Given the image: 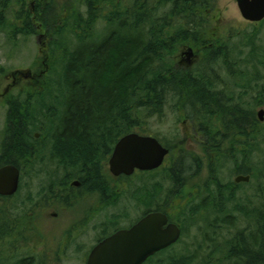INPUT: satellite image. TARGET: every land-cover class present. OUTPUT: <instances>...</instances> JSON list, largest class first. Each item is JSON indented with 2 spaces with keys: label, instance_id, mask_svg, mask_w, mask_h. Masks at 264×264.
<instances>
[{
  "label": "trees",
  "instance_id": "trees-1",
  "mask_svg": "<svg viewBox=\"0 0 264 264\" xmlns=\"http://www.w3.org/2000/svg\"><path fill=\"white\" fill-rule=\"evenodd\" d=\"M15 1L25 3L26 0H0V7L4 10ZM64 2L65 8L61 13L53 0L42 2L44 8L40 4L35 13L32 11V18L23 11L27 28L23 33L25 37L36 33L34 23L38 20L42 28L50 21L63 25L54 33L64 40L63 55L59 54V77L52 79L43 93L35 97L34 106L22 108L15 102L10 103V138L2 162L14 164L19 169L32 163L36 142L33 134L41 129L43 137H62L59 139L65 147L62 151H69L71 155L63 161L71 166L72 177H81L82 172L99 177L100 163L111 153L116 138L134 129L145 132L147 121L162 116L171 100L181 117L185 119L188 116L199 126L205 152L217 168L241 161L238 174L252 176L249 183L263 175L264 169L251 166V161L258 151L264 150V122L257 120L252 105L249 109L244 108V104L230 106V99L226 103L223 92L211 90L215 80H211L214 77L208 72L209 65L219 57H229V53H220L213 44L216 36L211 24L215 0ZM69 6L72 11L70 16H66L64 13ZM62 15H65L63 19ZM11 32L21 34L16 28L10 29ZM184 48L202 52V67L182 66L183 59L180 62L178 52ZM256 63L260 65L263 62L259 60ZM257 79L250 73L247 80L244 76L236 80L250 87ZM61 88L64 93L60 92ZM55 91L59 94L53 96ZM262 91L255 99L254 107L263 104L264 89ZM44 94L51 95L46 98L42 97ZM39 99L44 104L39 106L42 103ZM47 111L51 116L46 115ZM58 121L61 123L54 124ZM93 145H102V158L96 156L98 150ZM170 167L166 174L171 186L162 207H150L152 199L161 192L160 188L151 187L153 191L148 188L137 196L138 203L146 208L143 215L151 212L167 214L170 221L182 230L177 244H181L188 227L197 228L200 222L212 232L205 231L204 234L213 241L212 236L237 229L239 218L252 219L255 221L254 233L247 236L244 231L238 232L220 247L221 260L214 263L210 256L208 264H264V207H256L249 212L247 207L237 204L230 209V204L236 203L235 189L219 185L208 206L194 207L192 200H184L188 196L189 177L186 174L190 168L187 169L180 156ZM6 209V205L0 207V247L5 242L11 246L14 236H20L26 230L25 226L20 228L17 225ZM202 210L209 215L208 218L206 214L201 215ZM215 214L217 219L207 223ZM114 229L108 230L104 237ZM177 244L145 264H194L195 256L174 251ZM159 257L162 259L157 261ZM22 264L32 263L24 260Z\"/></svg>",
  "mask_w": 264,
  "mask_h": 264
},
{
  "label": "rangeland",
  "instance_id": "rangeland-1",
  "mask_svg": "<svg viewBox=\"0 0 264 264\" xmlns=\"http://www.w3.org/2000/svg\"><path fill=\"white\" fill-rule=\"evenodd\" d=\"M53 1L56 2L58 11L61 13V10L65 8L64 1L66 0ZM42 2L48 3V0H26L25 3L15 1L4 10L0 7V92L12 84L11 75L13 73L22 75L19 76L20 80L16 88L9 92V97L0 100V156L6 141L4 137L9 123L10 103L19 101L17 103L22 108L34 106L32 104L35 97L43 93L42 91L48 87L53 81L52 79L59 77V54L63 55L64 40L61 35L55 36L54 33L63 25L61 23L55 25L50 21L49 24L38 29L40 27L38 20L37 23H34L36 33L28 37L23 35L27 30L24 25L23 11L28 12L30 16L26 18H32V10L35 13V9ZM71 11L72 8L69 6L64 14L68 16ZM64 17L65 15H62V19ZM212 17L211 26L215 30L216 36L213 44L216 49L221 51L220 53H229V57L226 59L219 57L211 63V66L209 65L208 72L214 77L211 80H215L211 90L223 92L222 95L226 97V103L227 99H230V106L244 104V108L249 109V106L252 105L256 118L259 120L258 112L264 109V99L262 100L263 104L258 107H254V101L259 92H263L264 89V21L251 23L244 20L238 9L237 0H215ZM59 18L60 16L58 20ZM12 28H16L21 34L9 33ZM186 49L178 52L180 62L183 59L182 52H185ZM203 59L201 53L196 64L193 66L191 63L189 66L192 65L199 69L203 65ZM259 60L263 62L260 65L256 63ZM186 65H188L187 61L182 66L187 68ZM250 73L251 76L254 74L258 77L255 82L253 80L250 87L247 83L244 85L236 80L241 76L247 80ZM243 81H245L244 78ZM60 92L64 93L62 88ZM56 93L59 94L55 91L53 96ZM50 95L44 94L42 97L48 98ZM56 100L59 101L61 98ZM39 101L42 102L40 99ZM172 102L169 101L162 116L153 117L147 121L145 132L138 129L130 132L156 136L165 147L170 149L169 159L165 161L163 167L156 171L138 172L130 178L121 180L118 186L119 190L115 189L113 192L114 196L104 199V210L102 209L99 215L89 213L97 211L96 199L90 198L75 203L71 211L64 210L56 219L51 217L52 213L57 212L55 207L50 208V201L53 200L54 195L51 188L53 181L50 172L54 168V164L50 155V140L41 136L38 142L33 145L34 150L37 149L34 152L33 162L22 168L20 191L14 197L0 199V207L6 205V212L10 213L13 220H16L17 225L20 228L24 226L26 228L23 234L14 236L15 241L11 243V246L8 245L10 252L16 254L17 249L22 250L19 259L31 261L32 264H84V256L97 245V242L108 230H112L113 227L116 229L126 226L129 223L133 225L144 216L145 205L138 203L137 196L140 195V192L144 193L151 187H154L153 189L160 188L161 192L152 199L150 207H162L171 186L167 170L179 156L187 169L190 168L186 174L189 177L188 196L184 200H192L194 207L197 205L208 206L210 197H214L216 186L219 185L222 187L233 186L235 189L236 203L230 204V209L237 204L247 207L249 212L256 207L263 208L264 193L261 192V189L264 190V172L259 176L258 182L253 180L249 184H236L235 178L240 174H238V167L241 165V161L229 162L223 167L217 168L205 152L203 135L199 126L188 116L185 119L181 117L179 110ZM41 104L44 102L39 103V106ZM56 109H58L57 106ZM60 110L58 109L59 112ZM46 115L51 116V114L48 115V111ZM40 130L37 132L42 133ZM114 146H112V150ZM39 148H43L41 152ZM251 166H255L259 170L264 169L263 149L255 154ZM153 189L151 190L153 191ZM151 190L150 193H152ZM39 203L49 210L38 214L39 219L37 220L35 219L37 209L35 206H38ZM110 205L112 207L109 208ZM205 214L206 212L202 210L201 215ZM206 215L208 218L209 215ZM236 215L240 217L238 214ZM217 217V214L211 215L212 221L207 223H212ZM115 222L117 224L113 225ZM205 231L212 233L206 229V225L202 222L197 228L188 227L181 244H177L174 251L183 255L195 256L194 264H208V261L211 262L210 256L213 257L212 261L215 263L221 260L222 250L220 247L226 241L241 231H244L247 236L254 233L255 221L241 217L237 229L224 233L221 231L223 235L216 237L210 234L213 241L208 240L207 235L204 234ZM221 232L218 233L221 234ZM160 259L162 258L159 257L157 261ZM8 263L11 264V261L9 260Z\"/></svg>",
  "mask_w": 264,
  "mask_h": 264
},
{
  "label": "water",
  "instance_id": "water-1",
  "mask_svg": "<svg viewBox=\"0 0 264 264\" xmlns=\"http://www.w3.org/2000/svg\"><path fill=\"white\" fill-rule=\"evenodd\" d=\"M244 20L251 23L264 21V0H237ZM184 55L191 64L194 51L189 48ZM264 122V109L258 112ZM170 149L157 138L131 133L121 138L110 159V171L114 176L130 177L139 172L160 169ZM21 171L14 165L0 168V197H13L20 188ZM250 176L238 175L236 184L249 183ZM182 237L181 228L162 212H151L143 216L129 229L117 231L97 244L87 264H145L158 253L177 244Z\"/></svg>",
  "mask_w": 264,
  "mask_h": 264
},
{
  "label": "flooded vegetation",
  "instance_id": "flooded-vegetation-1",
  "mask_svg": "<svg viewBox=\"0 0 264 264\" xmlns=\"http://www.w3.org/2000/svg\"><path fill=\"white\" fill-rule=\"evenodd\" d=\"M40 28L41 27H38V29H40ZM41 37L44 38V36H41ZM188 49H186V51ZM193 51H194V56L192 57L191 63L194 66L196 64V61L199 58V54H201L202 52H200V50H197V51L193 50ZM185 52H182L183 53L182 55L184 57L182 60V64H185L186 61L188 60V57L186 55H184ZM194 59H196L195 62H194ZM187 64H188V61H187ZM11 76L13 78L12 84L10 86H8L3 92H0V100H5L9 97V92L16 88V86L20 80L19 76H22V75L20 73H13ZM17 102H19V101H16L15 103L20 106V104ZM60 123H61V121L54 122V124H60ZM9 126H10V123L7 124V128H6V134L4 137V138H6V141L4 144L3 152H1V156H0V168L7 166V165H14V164L6 163L4 161L2 162V160H1L5 156L4 153H5L6 144L10 138L9 137ZM129 134H131V133H129ZM33 137L36 140V142H38V140L41 137V134L39 132H35L33 134ZM123 137H121V138H123ZM121 138H119V137L116 138L117 139L116 144L118 143V141ZM59 139H62V137H59L56 135L49 138V140H50V143H49L50 144V155H51L52 163L54 164V168L50 172L51 180L53 181L51 188H52V192L54 194L53 200L50 201L51 202L50 208L52 209L55 207L57 209V212L52 213V215H51V217L53 219L58 218L64 210L65 211H71V208H73L75 203L86 200V199H90V198L96 199L95 201H96L97 211L96 212L92 211L89 213L90 214L95 213V214L99 215L100 211H102V209L104 210V204H103L104 199H106L107 197L110 198L111 196H114L113 192L115 189L119 190L118 186L120 184V181L127 179V178H130L139 172V171H136L135 174L130 176V177H127L125 175L114 176L111 173L109 162H110V159H111L112 154L114 152V149L116 146V144H115L111 154L107 155L106 156L107 159L103 160L100 163V167H99L100 168V170H99L100 176L99 177L95 176V175H90L89 173L88 174L83 173L81 177H72L71 166H68L63 161L64 159L68 158L71 155L69 154V151L68 152L65 150L62 151V149H65V147L62 146L61 143H59ZM92 139H93V142H96L95 138H92ZM92 147L94 149L98 150V154L96 156L97 157L100 156V158H102L103 153L100 152L102 145H100V146L99 145H93ZM33 149H34V147H33ZM42 149L39 148V151L41 152ZM35 151H37V149H35L34 152ZM20 171H21V177H22L23 169H20ZM19 191H20V188H19ZM16 195H14V196H16ZM0 198H6V197H0ZM44 207L45 206H42L40 203L38 206H35V209L37 208L35 211V216H36L35 219H37V220L39 219L38 214H40L41 212L49 210L48 208H46V207L44 208ZM110 207H112V206L110 205L109 208ZM41 208H43V209H41ZM93 217H94V215H93ZM135 223H137V222H135ZM133 225L131 223H129V225L118 227V228L114 229L106 237L103 236L101 238V240L99 238L100 241L97 242V244H99L102 240L112 236L117 231H120L123 229H129ZM8 245L9 244L7 242L1 244V247H0V264H9L8 263L9 260L11 261V264H22L24 259L23 258L19 259L20 253H22V250L17 249L16 254L12 253V252H10ZM93 248L89 251V253H87L84 256V260H83L84 264L88 263L89 256H90ZM10 253H12V254H10ZM47 264H49V263H47Z\"/></svg>",
  "mask_w": 264,
  "mask_h": 264
},
{
  "label": "bare ground",
  "instance_id": "bare-ground-1",
  "mask_svg": "<svg viewBox=\"0 0 264 264\" xmlns=\"http://www.w3.org/2000/svg\"><path fill=\"white\" fill-rule=\"evenodd\" d=\"M243 175V174H242ZM252 177V176H251Z\"/></svg>",
  "mask_w": 264,
  "mask_h": 264
}]
</instances>
